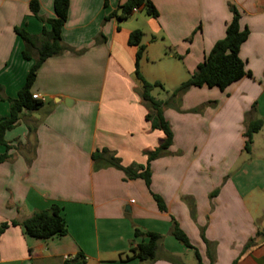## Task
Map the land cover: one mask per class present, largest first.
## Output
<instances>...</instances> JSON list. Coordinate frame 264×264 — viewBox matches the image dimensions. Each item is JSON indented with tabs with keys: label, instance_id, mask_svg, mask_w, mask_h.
I'll list each match as a JSON object with an SVG mask.
<instances>
[{
	"label": "crops",
	"instance_id": "crops-1",
	"mask_svg": "<svg viewBox=\"0 0 264 264\" xmlns=\"http://www.w3.org/2000/svg\"><path fill=\"white\" fill-rule=\"evenodd\" d=\"M31 1L0 0V121L10 117L8 100L36 61L23 58L15 29L33 36L50 29L30 11ZM36 1L42 17L55 18L54 0ZM125 1L70 0L61 34L68 50L41 65L31 88L42 107L23 111L4 134L10 149L0 163V225H18L0 235V264H65L77 255L86 264H146L120 256L136 229L163 237L151 264H197L194 250L172 235L174 224L203 264H264V124L245 151L253 106L264 120V0H150L157 18L136 19L133 28L132 16L105 20ZM229 5L250 31L239 56L251 76L225 90L193 87L180 105L163 109L173 145L150 162V188L111 164L96 165L93 153L108 150L122 168L141 173L165 138L146 120L131 32L143 33L147 82L161 76L142 62L166 58L162 77L183 83L225 37ZM6 152L0 144V156ZM52 205L62 208L67 234L27 235L22 224Z\"/></svg>",
	"mask_w": 264,
	"mask_h": 264
},
{
	"label": "trees",
	"instance_id": "trees-1",
	"mask_svg": "<svg viewBox=\"0 0 264 264\" xmlns=\"http://www.w3.org/2000/svg\"><path fill=\"white\" fill-rule=\"evenodd\" d=\"M69 4L70 0H54L55 18L47 19L40 15L38 1L33 0L29 5L30 11L42 23L49 25L50 29L44 27L39 36H33L24 30L15 29L16 34L20 36L24 43L23 58L25 60L35 58L36 61L18 97L8 100L10 104V117L7 120L0 121V144L4 145L7 150L5 154L0 156V163L9 159L8 150L10 147L4 141L5 132L14 128L21 119L23 111H36L42 107L40 101L32 99L31 93V88L36 80L39 68L49 58L60 56L68 50V47L62 41L61 34L68 19ZM229 9L233 17L227 25L225 37L216 42L212 50L205 57L204 62L197 67V70L191 77L174 89L172 98L184 94L193 87L201 88L207 86L209 88L217 87L220 90H225L231 84L240 81L242 78L251 76V73L246 69L244 61L239 56L240 49L248 40L250 31L247 27L241 28V15L238 10L231 5H229ZM135 10L145 12L147 16L152 18L159 16L156 7L150 0H126L105 20L115 19L117 22H124L133 16ZM142 39L143 33L140 30L131 32L129 36V45L137 48L135 74L137 80L141 83L140 96L143 105L147 109L146 120L151 122L152 129L162 131L165 138L156 150L148 153L147 167L141 173L133 172L131 168H122L118 161L111 157L108 150L96 151L93 153L92 158L96 165L99 162L102 165L111 164L123 170L131 179H143L146 186L150 188V162L159 158L163 152L173 145V132L170 123L165 119L163 114V109L167 107L168 102H162L152 96L155 88L163 89L162 84L159 82L149 83L141 75L140 62L145 54ZM247 119L245 151L249 153L251 152L253 136L262 129L264 120L256 118V108L254 106ZM152 196L158 204L159 209L164 211L165 205L162 199L155 194H152ZM11 225L17 226L18 222L14 221L11 224L4 223L0 225V235ZM22 227L27 235L43 240L62 237L67 234V226L62 215V208L58 205H52L47 210L34 212L32 217L22 224ZM171 233L184 246L194 250L197 264H203L197 250L190 244L188 237L176 224H174ZM134 237L135 239L131 241L129 252L120 256H124L125 260L137 259L141 263L146 264H151L156 261L158 259V249L163 241V237L157 233L141 232L137 229L135 230ZM138 238L141 239V242L136 241ZM65 264H86V260L83 255H77L75 258L67 260Z\"/></svg>",
	"mask_w": 264,
	"mask_h": 264
},
{
	"label": "rangeland",
	"instance_id": "rangeland-1",
	"mask_svg": "<svg viewBox=\"0 0 264 264\" xmlns=\"http://www.w3.org/2000/svg\"><path fill=\"white\" fill-rule=\"evenodd\" d=\"M145 18V17H148L147 14L145 12H139V14H136L134 16L131 17V19L129 20L130 23L129 26L133 28V26H135L136 24V19H140V18ZM166 59V58H165ZM164 58L163 59H156V61H148L150 63L148 64H144L145 63V60L142 62L143 64V67H147L149 70H150V73L155 75V74H159L161 77H159L160 79L157 80V82L161 83L162 86H163V89L161 88H155L152 92V96L155 97L156 99L158 100H161L162 102H168V105L166 108L170 107L173 103L178 106L181 104V98L176 97V98H172V94H173V91L174 89H176L179 85L182 84L181 81H176V79L174 80H170V79H166L164 77H162V68L164 67L165 63L167 62ZM166 61V62H165ZM150 83H155L153 81V79H151ZM170 104V105H169ZM197 113L198 109H195ZM257 141V146L259 145V148L260 146L262 145V143H260L258 138L256 139ZM258 151V150H257ZM260 155V150H259V153ZM192 255V257H194V253L191 252L190 253Z\"/></svg>",
	"mask_w": 264,
	"mask_h": 264
},
{
	"label": "built area",
	"instance_id": "built-area-1",
	"mask_svg": "<svg viewBox=\"0 0 264 264\" xmlns=\"http://www.w3.org/2000/svg\"><path fill=\"white\" fill-rule=\"evenodd\" d=\"M134 12H138V11L135 10ZM32 99L37 100V101H40L41 100L40 97H39V95H37V94L32 95Z\"/></svg>",
	"mask_w": 264,
	"mask_h": 264
}]
</instances>
